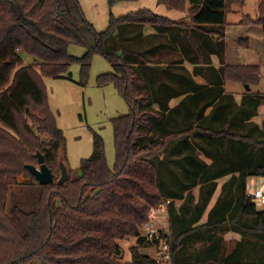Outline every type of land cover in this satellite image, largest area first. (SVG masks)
<instances>
[{"label":"trees","instance_id":"1","mask_svg":"<svg viewBox=\"0 0 264 264\" xmlns=\"http://www.w3.org/2000/svg\"><path fill=\"white\" fill-rule=\"evenodd\" d=\"M134 1L107 4L111 10L118 2ZM235 1L156 0L189 15L184 29L220 41L215 43L219 74L207 89L188 79L184 68L172 71L179 62L155 59L171 42H129L138 40L146 25L159 34L177 30L176 22L148 9L118 18L110 13L107 28L97 32L79 0H0V264L34 259L41 264H118L123 254L119 242L130 238L137 244L130 249L131 264H161L162 256L155 260L139 250L162 243L147 241L141 229L151 211L165 202L171 235L164 256L170 264H264V212L244 192L248 177L264 175V132L249 123L264 96L243 98L238 104L222 88L225 81L256 86L262 70L258 65L225 64L226 10ZM258 13L256 23L264 30V0ZM70 46L83 47L85 53L73 57ZM96 54L112 68L98 77V85L111 84L129 109L111 122L114 168L108 167L103 140L95 134L93 153L81 160L79 176L41 186L25 166H37L39 151L54 175L60 174L58 157L65 148L43 78L62 77L71 64L79 63L84 85ZM181 95L185 97L170 107L171 99ZM226 175L229 181L207 222L199 224L204 192ZM19 176L38 189L28 211L12 192ZM194 187L200 203L176 211L175 201ZM228 217L236 223L233 230L253 239L249 244L243 236L231 254L223 252L216 233H224Z\"/></svg>","mask_w":264,"mask_h":264},{"label":"rangeland","instance_id":"2","mask_svg":"<svg viewBox=\"0 0 264 264\" xmlns=\"http://www.w3.org/2000/svg\"><path fill=\"white\" fill-rule=\"evenodd\" d=\"M134 3L138 9H148V0H138ZM262 0H239L231 3L227 6L226 13V25L225 29L229 28L231 31V42H234V38L238 37V42H251L253 50L246 49V47L240 48L239 51L241 62L246 66L259 65L257 42H252L258 30L264 32L263 27L257 24L259 17L258 6ZM134 8V7H133ZM137 9V10H138ZM131 13V12H129ZM128 14V13H127ZM250 20V21H249ZM264 38V33H263ZM226 42V40H225ZM264 42V40H263ZM68 53L76 58H80L85 53V49L79 46H70ZM242 66V65H238ZM261 66H264V60ZM209 70L208 68L204 69ZM80 64L73 63L70 65L67 72L58 78H43L44 86L47 93L48 106L53 113L57 127L63 132L65 138L64 148V167L69 173V177H77L80 174L79 166L83 159L89 158L93 153V141L94 135H98L102 138L104 143V154L106 163L109 168H114L115 163V151L112 133V119L120 116L127 115L129 113L128 106L124 102L123 98L118 94L117 90L111 85H98V77L103 74L112 73V68L109 62L101 55H94L92 57L91 66L89 68L88 78L84 85L81 81ZM211 72H207V81L212 80ZM226 91L233 94V98L240 101L244 96L254 98L256 94L254 92L261 91L264 93V80L260 79L258 88L254 87L250 91H245L242 87V83L236 81L226 82ZM251 88V84H249ZM251 92V93H250ZM248 94V95H246ZM259 102L257 109V117L253 119V122L260 125L261 130L264 132V99ZM41 138L49 139L44 135ZM224 157V156H223ZM224 157V164H228ZM58 172L55 175V179L58 178ZM230 176L218 179L215 182V192L209 200V205H206L205 210L202 212V220L206 218V214L210 211L212 203H214L219 197L220 190L226 187ZM18 185L12 187V192L20 201V207L28 211L31 209L30 205H34L35 199L38 197V189L35 184L28 178L19 176L17 178ZM229 191V186H227ZM195 193L194 203L197 201L198 193ZM216 199V200H215ZM215 200V201H214ZM12 199L10 197L9 204L11 205ZM175 204V208L178 209V204ZM162 205H167V202ZM257 211H262L259 205L256 206ZM166 209V207H165ZM161 213H156L155 216ZM157 216V220L160 221L158 227L162 229H168L171 235V228L168 224V215L164 214ZM170 218V216H169ZM167 219V220H163ZM250 219V218H249ZM227 225L224 227V233L216 231L217 237L222 239V250L225 254H231L237 247L240 239L244 236V241H248L249 244L253 242L251 235L241 236V233L233 230L236 227V223L233 220L227 218ZM244 221V218L242 219ZM251 223V220H249ZM142 233V232H141ZM170 238V237H169ZM153 244V243H152ZM198 246V243L195 244ZM148 252L145 254L152 256L155 260H158L159 255L162 256L161 264H170L168 258L164 256L167 251H163L161 244L147 246ZM26 264H41L37 260H32Z\"/></svg>","mask_w":264,"mask_h":264},{"label":"crops","instance_id":"3","mask_svg":"<svg viewBox=\"0 0 264 264\" xmlns=\"http://www.w3.org/2000/svg\"><path fill=\"white\" fill-rule=\"evenodd\" d=\"M79 2H80V5L83 9V12H84V15H85L87 21L93 25V27L95 28V30L97 32H102L107 28L108 23H109L110 13L114 17L118 18V17H121V16L129 13V12L134 13V12H137L139 10H142V9H138L135 7L134 3L139 2L138 0L134 1V2H118L111 8V10L108 7L107 0H79ZM148 2H150L149 6H148V10L152 11L156 15L164 17L170 21L176 22L178 24V28L176 31L175 30H172L171 32L166 31L163 34H159L158 31H156L155 29L146 25L142 29V32H141L142 36H140L138 40L137 39L131 40L129 42H137V41L138 42H171L170 48L168 49V51H165V53L163 55H161V54L156 55L155 59L157 61H162V62H166L168 60H172L174 62H179V64L173 63L172 71H174V69L177 67L184 68L189 75L188 79H192V81L194 83H196L198 85H205V86H207L206 87L207 89L213 87V82L216 79L215 74L218 75L219 69H220L219 57H218L217 50L215 49V46H216L215 43L220 42L217 39V37L216 36H210V37L206 38L205 35H202L199 31L195 32V31L191 30V28L184 29L183 27L185 25L190 24V17L186 12L169 10L165 6L157 4L156 0H148ZM187 8H188V6H187ZM230 34H231V31L229 30V28H226L225 29L226 50L224 53L225 64L226 65H235V66H238V65L246 66L243 62H241L239 51L241 50L240 48H242V47H246V49L248 48L252 51L253 47L250 44L251 42H243V41L238 42V37L236 39L234 38V40H233L234 42H231ZM133 36H135V34ZM263 40H264L263 31L258 30L255 37L253 38V41H252V42H257V48H258L257 53L259 54L258 60L260 62V63H258L259 64L258 66H261V64L263 63V60H264V42H263ZM205 42H210V43L205 45ZM194 45L199 46L197 50L196 49L194 50ZM216 48H218V47H216ZM253 52L255 53L254 50H253ZM160 66H162V64ZM205 68H208L209 70L205 71L204 70ZM208 71H210L212 74L211 75L212 80L210 82L207 81V72ZM226 82L227 81H225L223 83V86H222V88L224 90V94H228V95L233 97V94L226 91V87H227ZM259 83H260V80H259L258 84L254 87L258 88ZM242 87L245 91H250V89L254 88L252 86L250 88V86L248 87V86H244V85H242ZM190 93L192 95V92H190ZM254 93L256 95L260 94V95L264 96V93L261 94V91L260 92L256 91ZM246 95H248V94H246ZM184 97H185V95H181L179 97L172 98L170 103H169V106L172 107V106L176 105ZM247 97L248 96L241 97L242 98L241 100H243V98H247ZM248 98H251V97H248ZM241 100L237 101L234 99V101L238 104L241 103ZM258 107H259V105H258ZM257 109H256V116L250 118L249 123L250 122L254 123L258 127H260L259 124L253 122V119L257 117ZM209 111H210V108H208L205 111V115H207L209 113ZM201 156L203 159H205L208 162V164L212 163V161L210 159H208L207 157H205L203 154ZM226 176H224V177H226ZM252 177H254V176H250L246 180H249ZM222 178H220V179H222ZM214 188H215V184H214ZM214 188H213V190H212V188H210L207 192H204V197H203V199H201V203H202V201L203 202L206 201V205H209V200H210V198H212V196L216 190ZM233 189H235V188H233ZM195 191H197V193H198L197 194L198 198H197V201L194 203V200H195V198H194L195 193L194 192ZM188 192H190L189 197L187 196ZM220 192H221V190H220ZM184 194L185 195L183 196L182 199L175 201L176 204L179 203L178 209L180 207L185 206V205H188L190 207H194L200 203V199H199L200 193H199V190L197 187H194L193 189L185 192ZM219 196H220V194H219ZM215 202L212 203V207L215 204ZM212 207H211V209H212ZM205 208H206V206H205ZM205 208L203 209V211L205 210ZM178 209H176V211H178ZM211 209H210V211H211ZM209 212L206 214L207 216L204 220H202V214H201V217L198 221L199 224H203V223L207 222ZM187 217H190V215H188ZM119 244L123 250V254H122L121 258L118 260V264H131L132 255H131L130 249L137 246L136 238H130V239H127L124 241H120ZM139 252L143 255H147L145 253L148 252V247H141ZM150 257L153 258L152 256H150Z\"/></svg>","mask_w":264,"mask_h":264},{"label":"built area","instance_id":"4","mask_svg":"<svg viewBox=\"0 0 264 264\" xmlns=\"http://www.w3.org/2000/svg\"><path fill=\"white\" fill-rule=\"evenodd\" d=\"M262 67V66H261ZM260 79H264V66L262 67L261 72L259 73ZM244 192L249 201L255 206L259 205L260 209L264 211V175L254 176L249 180H246L244 183ZM167 214L165 205L160 206L157 210H152L149 215V220L146 222L141 229V236L144 237L147 241H157L162 242V250L167 251L168 245L167 241L169 239V230L162 229L158 227L160 221L157 220V216L163 218V215ZM156 213H161L160 215L155 216ZM167 220V219H163ZM166 238H163V235ZM160 256V255H159ZM167 257V256H166Z\"/></svg>","mask_w":264,"mask_h":264},{"label":"water","instance_id":"5","mask_svg":"<svg viewBox=\"0 0 264 264\" xmlns=\"http://www.w3.org/2000/svg\"><path fill=\"white\" fill-rule=\"evenodd\" d=\"M64 154H60L58 157V166H59V177L57 182L59 184H63L67 178L69 177V173L64 167ZM35 158L37 160V166L33 165H26L28 172L31 176L35 179V181L43 186V185H50L55 180V175L52 170L47 166L44 156L39 152L36 151Z\"/></svg>","mask_w":264,"mask_h":264}]
</instances>
